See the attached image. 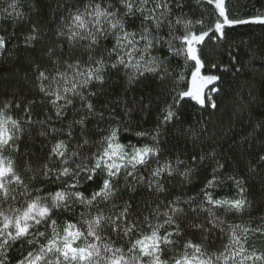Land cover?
Listing matches in <instances>:
<instances>
[{
    "label": "snow or ice",
    "instance_id": "1",
    "mask_svg": "<svg viewBox=\"0 0 264 264\" xmlns=\"http://www.w3.org/2000/svg\"><path fill=\"white\" fill-rule=\"evenodd\" d=\"M204 2L215 11V20L210 26L202 19H184L182 12L173 21L174 8L185 6L182 0H83L77 6L60 5L66 11L60 15L54 29L59 43L53 41L44 53L52 67L35 65L36 80L39 93L43 95L40 103L46 101L51 105L55 120L65 118L66 111L75 107L76 98L81 102L75 113L79 118L70 121L66 128H57L47 111L43 119H34L35 100L0 102V264H12L10 254L16 244L21 245V255L15 264H264V253L249 252L246 248L249 229L241 225H228L230 238L223 251H210L206 238L180 243L187 229L210 232L223 225L219 211L240 212L249 205L244 180L235 175L221 177L225 166L216 160V149L207 153L201 151L198 156L194 154L190 161L182 159L180 154L174 159H160L161 127L180 120L179 105L185 97L204 105L203 89L221 79L217 75L201 74L206 66L201 58L203 46L208 40H225V29L229 27L264 26V14L234 18L226 0ZM22 7V0H11L3 10L5 19L23 18ZM137 18H140V30H129ZM165 24L167 37L160 35ZM180 25L183 31L177 35ZM197 26L206 30H194ZM38 32L33 25L26 43L37 42ZM108 37L114 44L107 50L108 59H105L104 54L97 56L95 52ZM164 45L170 55L183 56L186 63L194 62L192 86L187 90H181L178 81L182 77H174L165 60L151 54L153 49ZM78 47L82 49L80 54H77ZM0 50L7 51V38L2 34ZM85 53L86 60L83 59ZM229 58L235 60L236 56L229 51ZM119 66L131 69L130 83L145 73L156 75L161 82L177 80L171 89L173 100L161 109L162 118L154 134L136 133L138 137L151 136V144L121 143L119 127H109L98 141L90 140L89 119H104L103 113L95 110L92 98L98 93L90 90V86L93 81L102 86L106 82V71L118 70ZM211 68L217 65L212 64ZM211 90L219 92L218 88ZM208 99L215 108L214 100ZM21 108L23 116L12 114ZM33 125H39V135L46 139L51 136L52 142L42 163L33 167L30 161H25L20 168L19 158L28 154L21 152L23 134ZM77 126L80 141L73 146L71 141ZM85 148L88 153L82 155ZM77 160L80 162L75 163ZM153 161L154 166L149 169ZM212 161H216V166L211 178L196 196H175L142 217L134 214L130 199L120 197L121 192L135 191V185L145 182L150 190L164 194L166 181L179 175L191 182V178L200 175ZM259 164H264V155H260L257 165H251L249 170L255 171ZM181 168L184 170L180 171ZM140 169L149 170L145 175L139 174ZM121 176L126 181L123 186H120ZM229 181L236 189V196L219 195L218 190ZM82 183L96 187L86 195L81 190ZM118 197L120 201L111 203L106 210L105 206ZM181 204L187 206V211ZM78 205L83 206L84 211L74 220ZM58 213L70 218L59 222ZM189 216L191 219L185 224ZM257 231L264 235V229Z\"/></svg>",
    "mask_w": 264,
    "mask_h": 264
},
{
    "label": "trees",
    "instance_id": "2",
    "mask_svg": "<svg viewBox=\"0 0 264 264\" xmlns=\"http://www.w3.org/2000/svg\"><path fill=\"white\" fill-rule=\"evenodd\" d=\"M11 0H0V34L7 38V51L0 50V102L14 99L23 100L24 103L35 100L37 107L33 110L34 119H43L47 111L55 121V127L66 128L70 121L79 116L75 115L76 109L80 107L79 98L75 100V107H70L62 120H55V112L46 101L41 104L43 95L39 93L35 65L41 68H51L52 65L44 55L47 47L53 41L59 43L55 37L54 29L59 22L61 14L66 9L60 5L77 6L83 0H22L24 13L23 18L13 17L5 19L3 10ZM185 5L181 9L173 10V21L181 12L185 14L184 19L193 21L203 20L206 26H210L215 20V11L204 0H182ZM227 7L234 18H248L257 14H264V0H226ZM34 5V7H33ZM38 29L39 40L34 44L26 43V37L31 33L32 26ZM140 30V18L132 22L129 30ZM194 30H206L197 26ZM183 31V26H178L177 35ZM226 39L220 42L208 40L203 46L201 58L206 61L202 75H217L221 79L204 88L203 96L205 104H199L192 97H185L180 105L179 121L161 127L160 134V159L166 157L173 159L180 154L182 159H188L192 155H199L201 151L207 153L216 149V160L225 167L220 174L221 177L235 175L244 180L246 197L249 205L240 212L225 214L222 210L218 212L224 224L213 228L210 232L203 230L187 229L180 241L182 244L188 239L199 242L206 238L210 251H223L229 243L230 229L228 225H241L249 229L246 234V248L249 252L256 251L257 254L264 253V235L257 229H264V164H259L255 171H250L251 165H257L260 155H264V26L249 24L233 26L225 29ZM167 24L163 25L160 35L167 37ZM114 40L111 37L103 40L96 50L95 55L101 54L107 57V50L111 49ZM68 47L65 45L64 52ZM82 49L77 48V54ZM229 51L236 56L230 60ZM152 55L159 56L165 60L170 72L179 79L181 90H187L192 86L191 73L194 62H185L183 56L170 55L167 45L153 49ZM87 59V54L83 55ZM114 59V58H113ZM216 64L217 68H211ZM241 71L237 72L236 69ZM131 69L119 66V69H108L105 73V83L101 86L93 81L90 90L96 91L98 95L92 98L96 112H102L104 119L91 117L87 123L90 140L98 141L100 136L106 133L109 127H119L120 142L123 144H151V136L138 137L137 132H155L162 118L161 109L172 102L171 89L177 83L176 79H166L161 82L156 75L145 73L129 82L128 76ZM212 88H218L219 92H212ZM211 97L217 105L211 107ZM105 104L108 106L105 107ZM15 116H23V108L13 111ZM259 125V127H257ZM125 129H128L125 131ZM39 125L27 128L23 134L21 152L27 151V155L19 158V167L23 168L25 161H30L35 167L43 162L49 150L52 137L47 139L41 137ZM59 138H66L60 136ZM80 141L79 126L75 129V138L71 145ZM94 150V149H93ZM88 153V148L83 150L82 155ZM77 160L75 163H79ZM149 165V169L154 166ZM58 166V165H57ZM216 161H212L202 170L200 175L191 178V182L184 181L179 175L170 182L166 181L167 191L157 194L150 190L145 182L143 185H135V191L125 190L120 193L123 199H130L133 204L134 214L147 215L161 202H167L175 196H196L207 179L211 178L212 169ZM149 169H140L139 174H147ZM184 169L181 168L180 171ZM126 183L123 176L120 177V186ZM128 183H133L128 181ZM49 187H51L49 185ZM96 187L92 183H82L81 190L86 195L90 194ZM219 195L236 196V189L229 181ZM109 202L105 206L110 208ZM202 198V196L200 197ZM181 207L187 206L181 204ZM164 209L161 208V211ZM84 211L83 206L76 208L77 215L73 218L78 220L79 213ZM205 213L200 217L205 218ZM59 222L70 218L67 214H59ZM56 218V217H54ZM189 216L184 223L187 224ZM199 222V221H195ZM205 227H209L205 224ZM113 239H116L113 236ZM126 243V241H121ZM11 261L20 258L21 245L16 244L11 251ZM171 255V253H169Z\"/></svg>",
    "mask_w": 264,
    "mask_h": 264
},
{
    "label": "rangeland",
    "instance_id": "3",
    "mask_svg": "<svg viewBox=\"0 0 264 264\" xmlns=\"http://www.w3.org/2000/svg\"><path fill=\"white\" fill-rule=\"evenodd\" d=\"M203 93H204V89H203ZM203 93H202V94H203Z\"/></svg>",
    "mask_w": 264,
    "mask_h": 264
}]
</instances>
